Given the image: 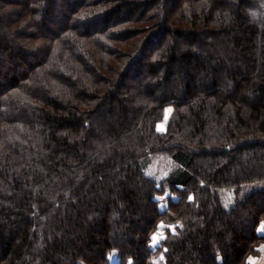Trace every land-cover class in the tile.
<instances>
[{"label": "trees", "instance_id": "1", "mask_svg": "<svg viewBox=\"0 0 264 264\" xmlns=\"http://www.w3.org/2000/svg\"><path fill=\"white\" fill-rule=\"evenodd\" d=\"M258 182L264 0H0V264H248Z\"/></svg>", "mask_w": 264, "mask_h": 264}, {"label": "rangeland", "instance_id": "2", "mask_svg": "<svg viewBox=\"0 0 264 264\" xmlns=\"http://www.w3.org/2000/svg\"><path fill=\"white\" fill-rule=\"evenodd\" d=\"M169 109L171 110L172 108L170 107L166 110L165 119L159 123V128L162 130H165V128H166L167 119L170 115ZM175 167H176V163L173 162L172 160H170L169 158L165 157V156L154 157L149 161V164H148L149 173L152 175H155L158 178H162V177L167 176L168 173L170 171H172ZM263 185H264L263 183H259V182L258 183H251V184L244 185L239 190H237V189H226L223 192L224 193L226 192V199H228L229 202L234 203L237 199L244 198L249 192L258 189V188L262 187ZM225 201H226L225 203L227 205H230L227 200H225ZM158 232L162 233V237L164 236L163 229L161 226H160V229ZM158 241H159V239L156 241V243H153V244L156 245L158 243ZM263 248H264V244L260 245L259 252ZM259 252L257 254H259ZM257 254H252V255H257ZM252 255H250V256H252ZM249 257H248V260H249ZM112 262L114 264H117L119 262V258L117 256H114L112 258Z\"/></svg>", "mask_w": 264, "mask_h": 264}, {"label": "snow or ice", "instance_id": "3", "mask_svg": "<svg viewBox=\"0 0 264 264\" xmlns=\"http://www.w3.org/2000/svg\"><path fill=\"white\" fill-rule=\"evenodd\" d=\"M169 111H171L169 109ZM162 227V225H161ZM261 231L264 232V224L261 225ZM153 243H156V241L160 238H162V233L161 232H157L156 234L153 235ZM264 250V249H262ZM248 264H259V261H257L255 258H249L248 260Z\"/></svg>", "mask_w": 264, "mask_h": 264}, {"label": "crops", "instance_id": "4", "mask_svg": "<svg viewBox=\"0 0 264 264\" xmlns=\"http://www.w3.org/2000/svg\"><path fill=\"white\" fill-rule=\"evenodd\" d=\"M249 258H255L257 261H259V264H264V250H260L259 254L252 255Z\"/></svg>", "mask_w": 264, "mask_h": 264}]
</instances>
